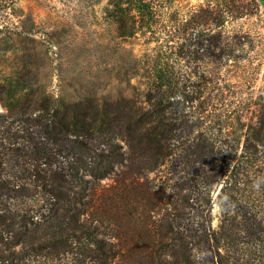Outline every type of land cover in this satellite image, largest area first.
<instances>
[{"label":"trees","instance_id":"trees-1","mask_svg":"<svg viewBox=\"0 0 264 264\" xmlns=\"http://www.w3.org/2000/svg\"><path fill=\"white\" fill-rule=\"evenodd\" d=\"M167 3L105 2L122 38L149 33L155 43L132 59L117 52L112 69L118 85L133 90L134 79L143 87L142 101L82 86L72 95L49 93L47 54L30 25L23 72L0 85L7 114L23 126L17 136L0 125V264H243L228 250L245 235L254 252L264 250L257 247L264 242V102L255 122H243L239 110L250 100L238 97L231 113L230 90L221 85L229 60L240 61L259 35L233 25L228 33L226 22L257 17L264 2L209 0L214 10L193 16L188 42L174 53ZM11 177L31 187H9ZM213 187L221 206L215 228ZM33 190L23 211L2 200Z\"/></svg>","mask_w":264,"mask_h":264},{"label":"rangeland","instance_id":"rangeland-1","mask_svg":"<svg viewBox=\"0 0 264 264\" xmlns=\"http://www.w3.org/2000/svg\"><path fill=\"white\" fill-rule=\"evenodd\" d=\"M105 2L106 0H0V85L8 79L13 82L16 73L23 72V37L28 35L30 25L33 24L30 36L41 43L42 49L47 54L42 65L43 70L48 72L44 84L49 93L62 92L70 95L75 93V88L82 86L91 94L96 92L98 95L111 98L133 95L138 101H142L140 93L143 87L136 85L134 79L131 80L135 88L133 90L124 82L118 85L115 82L117 78L115 70L112 69L120 64L118 53H123L131 59L136 58L143 52H151L155 43L149 42V33L143 36L141 32H137L133 36L122 38L104 12ZM205 8L214 10L209 5V0H168L164 24L169 31V46L173 53L179 51L178 47L181 43L184 45L188 42L186 38L191 31L188 22H192L193 16L200 15ZM257 13L258 16L255 18L242 17L236 21L226 22L228 33L234 28L242 31L244 28L252 27L259 34L246 56L238 62L229 60L228 64L231 67H227L228 71L221 81V85H227L230 90L228 109L231 113L241 105L238 104L240 102L238 97L246 104L250 100L243 111L239 110L243 122H255L261 115L259 111L261 102H264L262 98L258 99V95H264V7L262 5ZM209 25L210 23L207 22V26ZM108 47L111 48L112 53L106 54ZM225 58L226 56L222 58L223 61ZM255 101L258 104L253 105ZM2 119H5V122L0 125H12L11 132L17 136L23 135L22 124L14 122L15 117L7 114L0 100V121ZM11 122L14 123L10 124ZM0 132H2L1 126ZM14 169L19 171L17 168ZM109 181L103 180L102 184ZM8 184L9 187L19 184L31 187L27 180L16 177H11ZM219 187H213L210 192L213 203L216 202ZM35 192L36 190L29 194L25 192L26 195L22 192V195L15 197L11 193L10 198L4 196L2 200L8 202L13 209L23 211L31 204L30 198L34 197ZM217 213L218 211L214 212L212 204L211 228L217 225ZM155 230L161 231L159 227ZM241 241L243 243L228 250L231 252L234 249L238 263L248 264L250 260L251 264H264V258H256L257 255L264 256V250L254 252L250 244L246 243L247 235L242 236ZM257 247L264 248V242ZM202 253H204L203 260L207 262L208 251L204 249ZM26 264L59 263L36 260L28 261Z\"/></svg>","mask_w":264,"mask_h":264},{"label":"clouds","instance_id":"clouds-1","mask_svg":"<svg viewBox=\"0 0 264 264\" xmlns=\"http://www.w3.org/2000/svg\"><path fill=\"white\" fill-rule=\"evenodd\" d=\"M255 187H256L257 190H258V189H259V183H257V184L255 185ZM223 199H224V200H227V197L225 196ZM213 210H214V212H215V211H220V210H221V206H220V204L214 201V204H213Z\"/></svg>","mask_w":264,"mask_h":264},{"label":"water","instance_id":"water-1","mask_svg":"<svg viewBox=\"0 0 264 264\" xmlns=\"http://www.w3.org/2000/svg\"><path fill=\"white\" fill-rule=\"evenodd\" d=\"M262 2H264V0H261Z\"/></svg>","mask_w":264,"mask_h":264}]
</instances>
